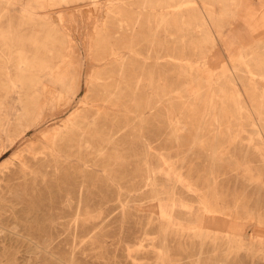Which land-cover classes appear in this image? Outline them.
I'll return each mask as SVG.
<instances>
[{
    "label": "rangeland",
    "instance_id": "374dc122",
    "mask_svg": "<svg viewBox=\"0 0 264 264\" xmlns=\"http://www.w3.org/2000/svg\"><path fill=\"white\" fill-rule=\"evenodd\" d=\"M7 1L0 264H264V0ZM41 14L80 77L26 130L15 60ZM104 35L126 81L98 112Z\"/></svg>",
    "mask_w": 264,
    "mask_h": 264
},
{
    "label": "bare ground",
    "instance_id": "6f19581e",
    "mask_svg": "<svg viewBox=\"0 0 264 264\" xmlns=\"http://www.w3.org/2000/svg\"><path fill=\"white\" fill-rule=\"evenodd\" d=\"M162 1H166L167 2V0H162ZM7 2H9V1H7ZM43 2L44 1H42V4H43ZM177 3H178V1H177ZM7 8H8V4H7ZM31 11L33 13L34 10H31ZM6 12H8V11L6 10ZM29 14H31V12ZM32 16H34V15H32ZM32 16L25 15V16H23V19H26V20L29 21V20L33 19ZM38 18H39L40 23H39V25L37 27L38 28L39 27H44L46 29L45 36L42 37V38H39V36H36L32 40L29 39L27 41L22 42L21 45L24 48H20V51L18 52L17 58L15 60L16 65H17L16 66V70H17L16 80L21 84L20 86H21V89H22V91H21L22 96H20V107H21L22 113L20 115L19 120L23 119V122H24V120L26 121V130H30V129L35 127V124H34V115H35V113H37L38 111L45 110L56 99H58V102H62V101L65 102L67 100V96H62V95L57 94V87H55V88L52 87V85H55L53 83H59L60 85L57 84L59 86V88H64L65 86H67V78H68V75H69V70L71 68H74L75 69L76 79L79 80L80 69H81L79 60H77L75 62H72L69 55L68 56L61 55V50L58 48L59 41L56 40V38H55V34H56L57 31H56V29L53 26L50 25V19H48L46 16H43L42 14ZM205 26L206 25H199L198 27H205ZM114 30H116V28ZM113 32H115V31H113ZM121 34H122V32H121ZM13 36L14 35L11 32L0 31V38H1V40H0V50L3 47H5V49H9V50L14 47L15 41L13 39ZM97 42L100 43L99 45L101 46V48H100V52L98 53V55L95 58V62H96V64L98 66L102 67V70L100 72H98V74H97V77L100 80V90L98 92L99 95L97 97V102H99V103L95 104L96 106L94 108H96L98 112L99 111H109V109H111L115 105V103H116V101L118 99V93H117L118 89L126 81L125 70H124V68H120L118 66H115L116 62L114 60V57L116 55V52L113 49V45H112V42L109 39V36L104 35L103 38L101 40L97 41ZM27 43H30V45L34 49L32 51V55L31 56L27 55V52H26V49H25V45H27ZM5 56H6V52H5L4 49H2L1 52H0V87L1 88L3 86H5L6 81L9 80V72L7 70V64L5 63ZM89 63H90V61H89ZM143 68H145V67H143ZM10 70H11V68H10ZM69 93H71L72 96H75V94L77 93V88L70 87ZM7 95H6V98H7ZM96 95H97V93H96ZM81 106H82V104H81ZM75 114H76V112H75ZM88 125H90L89 127H91V125H93V122L89 123ZM20 126H21V124H20ZM87 126L84 125L83 128H78L77 130H73V131H75L74 134L77 135L80 138H83L84 137L83 136V132H84V129L87 128ZM81 143H83V139H80L79 142H78L79 145ZM87 149H89V148H87ZM105 150H107V149H105ZM12 164H15V161ZM17 172H19V171H17ZM17 172H15V173H17ZM1 191H2V189H0V192ZM173 201H174V199H173ZM1 205L2 204L0 202V209H1ZM207 208H209V207H207ZM176 223H179V222L176 221ZM3 229L4 228H2L0 226V230H3Z\"/></svg>",
    "mask_w": 264,
    "mask_h": 264
},
{
    "label": "crops",
    "instance_id": "0c3cea01",
    "mask_svg": "<svg viewBox=\"0 0 264 264\" xmlns=\"http://www.w3.org/2000/svg\"><path fill=\"white\" fill-rule=\"evenodd\" d=\"M248 11H250V10H248ZM262 18L264 19V16Z\"/></svg>",
    "mask_w": 264,
    "mask_h": 264
}]
</instances>
